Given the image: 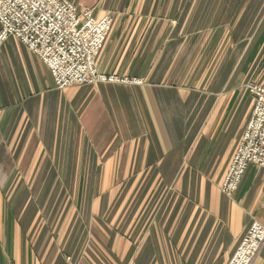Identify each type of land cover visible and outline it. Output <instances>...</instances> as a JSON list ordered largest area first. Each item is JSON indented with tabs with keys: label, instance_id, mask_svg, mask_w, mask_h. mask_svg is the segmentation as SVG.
<instances>
[{
	"label": "crops",
	"instance_id": "obj_1",
	"mask_svg": "<svg viewBox=\"0 0 264 264\" xmlns=\"http://www.w3.org/2000/svg\"><path fill=\"white\" fill-rule=\"evenodd\" d=\"M72 1L113 17L98 69L143 81L58 89L2 43L0 264H226L264 224L263 167L220 189L264 73V0Z\"/></svg>",
	"mask_w": 264,
	"mask_h": 264
},
{
	"label": "built area",
	"instance_id": "obj_2",
	"mask_svg": "<svg viewBox=\"0 0 264 264\" xmlns=\"http://www.w3.org/2000/svg\"><path fill=\"white\" fill-rule=\"evenodd\" d=\"M112 20L110 13L99 15L94 7L72 0H0V46L15 36L48 65L58 89L97 82L140 83L141 78L102 72L96 65ZM246 87L254 102L220 184L227 195L237 190L250 164L264 168V83L249 80ZM263 243L264 225L253 219L226 264H252Z\"/></svg>",
	"mask_w": 264,
	"mask_h": 264
},
{
	"label": "rangeland",
	"instance_id": "obj_3",
	"mask_svg": "<svg viewBox=\"0 0 264 264\" xmlns=\"http://www.w3.org/2000/svg\"><path fill=\"white\" fill-rule=\"evenodd\" d=\"M79 6L80 5H89V6H92V7H94L95 9H96V7L95 6H93V5H90V4H81V3H79L78 4ZM111 15V14H110ZM262 73V72H261ZM261 73H259V75L261 74ZM264 74V73H263ZM262 74V76H260L259 77V75L257 74L256 75V71L254 72L253 71V73H252V75H251V78H254L253 80H256V81H259V82H262V83H264V75ZM256 75V76H255ZM127 77H130V76H127ZM134 77V76H133ZM137 78H141V77H137ZM142 79V81H143V78H141ZM97 83H123V82H97ZM124 83H127V84H140V83H142V82H140V83H134V82H124ZM90 84H96V83H90ZM83 173V175L85 176V179H88V174H87V172L86 171H83L82 172ZM76 173H73V175H75ZM68 178V177H67ZM65 259H66V261L68 262V263H71V261L73 260V256H71L70 254H65Z\"/></svg>",
	"mask_w": 264,
	"mask_h": 264
},
{
	"label": "bare ground",
	"instance_id": "obj_4",
	"mask_svg": "<svg viewBox=\"0 0 264 264\" xmlns=\"http://www.w3.org/2000/svg\"><path fill=\"white\" fill-rule=\"evenodd\" d=\"M247 124V123H246ZM246 128V127H245ZM245 130V129H244ZM243 133H244V131H243ZM243 135V134H242ZM263 224V223H262ZM264 225V224H263Z\"/></svg>",
	"mask_w": 264,
	"mask_h": 264
}]
</instances>
